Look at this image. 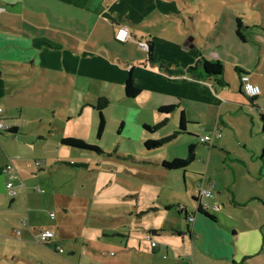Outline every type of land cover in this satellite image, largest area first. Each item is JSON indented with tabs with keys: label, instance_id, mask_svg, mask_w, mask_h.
<instances>
[{
	"label": "crops",
	"instance_id": "obj_1",
	"mask_svg": "<svg viewBox=\"0 0 264 264\" xmlns=\"http://www.w3.org/2000/svg\"><path fill=\"white\" fill-rule=\"evenodd\" d=\"M114 3L115 1L110 0L101 3H93L91 0L87 2L83 0H0V109L2 110L0 117L8 125L7 129L14 128L16 133L22 127L24 119L30 122L35 119L40 124L36 129V139L44 141L47 140L46 137L56 136L54 146L62 145L61 139L71 136L56 135L51 122L46 127V133H43L41 129H44V125L41 117L33 118L31 115L41 108L39 106H45L53 120L55 112L53 106L58 102H67L66 100L76 106L77 117H83L82 111L85 104H95L97 99L106 98L108 104L110 101L124 103L128 108L127 114L134 111L142 127L153 125L161 120L164 115L159 114L157 109L170 104L177 106L169 115H166L168 121L165 126L171 124L172 131L177 129L181 111L186 120L193 124L191 127H186V131L192 134L200 136V129L214 126L221 127L222 132L228 127L223 133L226 131L230 133L229 139L235 136L234 145L224 141L217 147L216 153H218L217 158L221 159V165L230 163L229 156H234L231 167L227 165L232 170V174L227 172L222 175L219 169L217 172L209 171L207 167L205 175L199 176L205 179L206 187H210L209 182L213 184L211 195L206 202L207 212L215 217V221L194 214L195 206L189 210L193 213V220L190 223L186 222L184 229L180 224L167 225L169 233L177 235L178 246L168 241L164 243L155 241L154 247L150 244L148 246L152 255L164 252L168 257L165 260L168 264H208L214 259L210 258V254L216 258L225 259L230 255L224 264H231L232 261H238L235 251H230L232 237L228 235L225 225L218 229L214 226L221 225L219 224L221 219L218 217L225 214L231 220V230L236 234L234 241L241 242L239 246L237 245L238 252L247 254L245 256L259 257L264 249V204L254 198L264 200V157L261 158V154H264V131L262 123L259 124L257 119V115L259 118L260 115L264 116V0L217 2L219 4L216 10L222 8L224 4L229 5L230 16L223 21L215 18L213 25L206 21L205 23L212 29L206 31L205 26L207 33L204 34L200 31L201 29H198L199 32L196 31L195 16L190 18L193 30H190L187 18L184 17L186 11L192 16L191 13L195 7L193 2L188 7H181L179 4L172 13L173 29L165 30L164 27L162 33L156 37V41L151 38L149 32H141L139 35L136 32V24L143 29L152 26L140 23L146 20L139 16L140 13L136 14L140 17L137 23L134 22V17L128 15L123 21H119L118 17L114 20L113 17L117 16L116 11L112 9ZM200 4L203 3L200 2ZM102 7L111 15L102 10ZM247 16L252 17L251 21H248ZM237 18L240 21L243 38L236 34ZM105 22H110L111 26L107 25L106 31L109 35L111 32L113 38L118 26L127 25L132 38L153 42L154 63L148 60L147 50L142 49L141 51H145V54L128 57L130 61L122 60L120 57L109 59L100 53V44L92 42L89 37L85 39L83 33L86 31L100 37V29L101 26L106 25ZM252 28H257V31L250 33ZM156 46L160 51L156 49ZM240 55L243 58L236 57ZM99 59L116 70L114 79L110 80L112 86L108 87V90L104 88V85L99 86L104 83L99 79L94 77L86 81L84 79V74L94 73L100 64ZM203 60L223 63L222 83L224 84L216 78L199 79L187 72L189 66H194L195 63ZM229 60L233 70L231 69L232 75L227 76ZM86 61L94 63L87 73H85L84 65ZM129 70H131L133 84L141 89V93L127 100L122 86ZM243 72H247L250 80L260 88L259 95L252 101L240 90L239 76ZM67 87L73 90L72 94H69L70 99L74 97L73 101L67 98L68 93L65 90ZM85 87H87L86 90ZM148 112L153 119L149 123L142 116ZM26 127L24 125L23 128L28 132L31 128ZM252 136L260 137V142L256 144ZM2 141L4 140L1 139L0 142ZM237 143L243 144L245 151L241 152L240 145ZM213 144L218 143L213 142ZM211 149L209 148L207 152L208 166L210 164L217 166L211 162L213 154ZM202 153H204L202 147L196 145L195 155L202 157ZM14 159L18 157L9 159L4 165L0 164V167L4 168L7 164L13 165L15 172L13 182H17L13 196L19 191L18 188L23 186L22 178L28 177L26 172L24 177L19 174L21 167L13 162ZM36 161L41 164L36 166ZM233 162H237V166ZM34 165L42 169L44 162L36 158ZM39 175L42 176L41 173ZM39 175L37 174L35 178L38 181ZM6 181L7 172L4 171L0 174V190L5 188ZM17 199L11 197V202L13 200L16 202ZM151 209L157 210L158 207L151 206ZM187 228L189 232H185ZM31 230L32 227L28 225L25 230L22 228L20 234L23 233L25 237H29L32 235ZM52 231L55 239V231ZM148 231L158 233L155 227H150ZM187 236L190 242L186 240ZM54 239L53 241L59 245ZM125 241L124 247L116 250L114 254L112 251L106 253L93 248L92 259L94 260L88 263L101 264L99 259H102V264H119L121 261L130 264L136 260L134 255L148 254L140 247L131 250L132 248L127 246L128 239ZM68 249L70 256L76 254L75 247ZM63 260L66 261L65 264L72 263L69 261L71 259ZM162 264L166 263L162 262Z\"/></svg>",
	"mask_w": 264,
	"mask_h": 264
},
{
	"label": "rangeland",
	"instance_id": "obj_2",
	"mask_svg": "<svg viewBox=\"0 0 264 264\" xmlns=\"http://www.w3.org/2000/svg\"><path fill=\"white\" fill-rule=\"evenodd\" d=\"M83 1L87 2V0ZM91 1L101 3L108 0ZM110 1H115L112 9L116 11L117 16L113 17L114 20L118 17L119 21H123L128 15L134 17V22L137 23L136 21L140 20L139 16L146 18L140 23L152 26L143 29L136 24V32L138 35L141 32H149L154 41L164 27L165 30L173 29L172 13L179 4L181 7H188L193 2L195 7L191 13L192 16L186 11L184 17L187 18L190 30H193L190 18L195 16L196 31L199 32L198 29H201L203 34L207 33L205 26L206 31L212 29L205 23L206 21L213 25L215 18L223 21L231 13L227 4L216 10L219 4L217 2L222 3V0ZM103 7L102 10H104ZM106 10L104 11L107 13ZM137 13L140 15L137 16ZM251 18L249 16L248 21H251ZM105 23L106 25L101 26L100 37L86 31L83 33L85 39L89 37L92 42L100 44V53L109 59L120 57L126 61H130L128 57L145 54V51H141L138 47L135 37H131L127 42H119L111 36V32L109 35L106 31L107 25L111 26L110 22ZM254 31H257V28H252L250 33ZM156 49L160 51L157 46ZM236 57L243 58L242 55ZM99 60L100 64L94 73L84 74V79L85 81L91 77L99 79L104 83L97 84L100 87L104 85V88L108 90V87L112 86L110 80L114 79L116 70L101 59ZM230 62L229 60L227 76L232 75L233 65ZM93 64L92 61H86L85 73L93 67ZM65 90L69 101H73L74 97L70 99L71 95H69L73 90L70 87ZM127 100L130 99L127 98ZM66 101L58 102L53 106L55 110L53 120L45 106H39L41 108L31 116L41 117L44 125V129H41L43 133H46V127L51 122L56 135L80 138L100 152L65 145L54 146L56 136L46 137L47 140L44 141L37 140L36 129L40 124L35 119L32 122L24 119L18 133L10 134L3 131L0 133V141L4 140L0 142V164L4 165L9 159L18 157L13 162L20 165L19 174L23 177L25 172L28 174L27 179L22 178L23 186L18 188L19 191L15 196L10 195L6 188L0 190V264H65L66 261L63 259H71L70 264H86L93 262L94 249L106 251V253L112 251L114 254L116 250L124 247L126 239H128L127 246L132 248L131 250L140 247L148 253L134 255L136 260L130 264H162V262L168 264V261H165L168 257L164 252L159 255L151 254L148 246L150 241L147 239L148 230L150 227L157 228L158 237H154L157 243L168 241V243L173 242L175 246L179 245L177 235H172L167 230V225L170 226V223L180 224L183 229L185 227L184 215L178 212L175 205H186L188 210L196 206L192 195L198 185L206 188L203 182L205 179L199 176L205 175L207 167L209 171L217 172L219 169L222 175L227 172L232 174V170L227 165L231 167L234 156H229L230 163L221 165V159L217 158L216 151L224 141L234 145L235 136L229 139L230 133L227 131L223 133L228 127L222 132L220 129L221 137L213 140L218 144L211 142L206 145L199 141V137L211 134L212 128H204L199 130L200 136L183 133L159 148L146 149L143 145L145 140L160 139L169 135L173 129L172 125L168 124L154 132L146 131L137 120L134 111L127 114L128 108L124 103L110 101L103 109L104 129L101 135L97 136L99 117L94 104H85L82 111L83 117H77L76 106ZM142 116L148 123L153 120L149 112ZM257 119L260 124L258 115ZM24 125L31 129L26 132ZM252 139L256 144L261 140L260 137L253 136ZM192 142L197 147H202L204 153L202 157L196 156L195 161L185 171L170 170L162 166V161H171L173 157L184 158L189 143ZM210 144L214 145V148ZM237 144L240 145L241 152L245 151L243 144ZM209 148L213 151L211 162L217 166L213 164L208 166ZM36 158L43 160L42 169L34 165ZM236 163L233 162L235 166H237ZM37 174L40 176L39 181L35 179ZM3 179L5 181V177ZM11 197L18 199L16 202L15 200L11 202ZM168 203L174 206L166 211L164 204ZM151 206L158 209L152 210ZM227 216L222 214L218 217L221 219L219 222L221 225L214 226L217 229L222 225L227 227L228 235L232 237V239L229 237L232 248L230 251H235L236 260H243L242 264H264V249L256 258L238 252L237 245L239 246L241 242L234 241L236 234L231 230V220ZM28 225L32 227V235L25 237L23 233L20 234V231L22 228L25 230ZM47 228L55 231L54 240L64 249L62 253L56 252L51 245L43 244L36 239V233L40 229ZM162 228L165 230H160ZM186 240L190 242L188 236ZM70 247L76 248V254L69 255ZM210 255V258L214 259L208 264H224L230 257L228 255L229 257L225 259ZM99 260L102 264V259ZM119 264H129V262L121 261Z\"/></svg>",
	"mask_w": 264,
	"mask_h": 264
},
{
	"label": "trees",
	"instance_id": "obj_3",
	"mask_svg": "<svg viewBox=\"0 0 264 264\" xmlns=\"http://www.w3.org/2000/svg\"><path fill=\"white\" fill-rule=\"evenodd\" d=\"M236 24H237L236 25V34L240 38H243L241 31H240V21L238 18H237ZM147 43H148V49H147L148 60L150 62L154 63V61L152 59L153 42L148 41ZM187 72L190 73L191 75H195L199 79L216 78L217 80H219V82L222 83L223 75H224V65L220 61L203 60L201 62L198 61L197 63L194 64V66H189L187 68ZM222 84H224V83H222ZM122 89H123L124 96L127 98H135L141 93V89L137 88L133 84L132 77H131V70H129V72H128V75L124 81ZM248 99L250 101H252L254 98H248ZM107 104H108V100L106 98H99V99H97L96 103L93 105L94 108L98 111V117H99L97 136H100L103 129H104L105 121H104V117H103V109L107 106ZM176 107L177 106L174 104L160 106L157 109V112L161 115H164L161 118V120H159L157 123H155L153 125H143L142 128L145 129L146 131H149V132H154L156 130H159L160 128L165 126L167 121H168V118L166 115H169L173 110L176 109ZM260 121L262 123V130L264 131V116L263 115H260ZM192 125H193L192 123H190L186 120L184 113L181 111L179 114V121H178L177 129L172 131L169 135L162 137L160 139H147L144 141L143 145L146 149L159 148L162 145H164L165 143L175 139L178 135H181L183 133L194 135V134L186 131V127H191ZM120 126H122V124ZM3 133L15 134L16 131L14 130V128L4 129ZM201 143L208 145L205 142H201ZM61 144L65 145V146H71V147L80 148V149H90V150H95L97 152H100L97 148H95L94 146L90 145L89 143H87L84 140L79 139V138L65 137V138L61 139ZM210 145H211V147L214 148V145H212V144H210ZM195 150H196V145L192 143L188 146L187 154L184 158L174 157V158H172L171 161H162V166L164 168L170 169V170L182 169L185 171V169L193 161H195V158H196ZM263 157H264V154L262 153L261 158H263ZM67 164H69V163H67ZM72 165L75 166L74 164H72ZM77 166H80V165H77ZM4 170H5L4 167H0V174H3ZM210 183H211L210 187H206V188H209L210 191H212L211 189L213 187V184H212V182H210ZM198 187H199V185L197 186V188L195 190V194L192 195V200L194 202H196V208L194 210V214H199V215H202V216L210 219L211 221H215V217L210 215L207 212L208 205H207L206 199L211 195V193L208 197L201 198L200 196H198V193H197ZM5 188H6V186H5ZM254 199H257L258 201H260L261 203L264 204V200L258 199V198H254ZM204 202L206 203L207 206H205L203 204ZM173 206L174 205H172V204H164V208L166 211ZM175 206L177 207L178 212L184 215V219L187 223H190L193 220L192 211H189L185 207V205L176 204ZM185 232H189L188 228L185 229ZM178 233L181 234V232H178ZM147 235H150L152 241H155L154 237H156V234L153 231H148ZM116 236H119V235H116ZM155 245H156V242H155ZM242 261L243 260L232 261L231 264H242Z\"/></svg>",
	"mask_w": 264,
	"mask_h": 264
},
{
	"label": "built area",
	"instance_id": "obj_4",
	"mask_svg": "<svg viewBox=\"0 0 264 264\" xmlns=\"http://www.w3.org/2000/svg\"><path fill=\"white\" fill-rule=\"evenodd\" d=\"M1 10V7H0ZM114 38L119 41V42H127L131 38L130 30L127 25H120L117 27ZM138 46L142 50H147L148 49V43L146 40H137ZM240 80V90L241 92L248 98H255L256 96L259 95L260 93V88L258 85L254 84L249 77V74L247 72H243L239 76ZM2 110L0 109V113ZM8 125L6 122L3 120V118L0 117V133L4 130L7 129ZM221 127L214 126L211 130V134H204L199 137L200 142H205V143H211L215 138H220L221 137V132H220ZM41 163L39 161L35 162V165L38 166ZM7 172V181H6V189L8 190L10 195H14L16 192V185L13 182L15 178V172L13 170V165L7 164L6 167L4 168ZM198 196L201 198L208 197L211 193L209 188H205L203 186H199L197 189ZM205 206L206 203H203ZM36 239L43 243V244H49L51 245L54 250L58 253L63 252L62 246L57 245L53 239H54V232L50 229H44L40 230L36 233ZM147 239L150 241V246L153 247L155 246V241H152L150 235H147ZM87 264H92V263H87Z\"/></svg>",
	"mask_w": 264,
	"mask_h": 264
}]
</instances>
